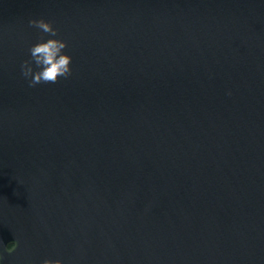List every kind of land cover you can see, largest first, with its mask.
<instances>
[{"label":"water","instance_id":"1","mask_svg":"<svg viewBox=\"0 0 264 264\" xmlns=\"http://www.w3.org/2000/svg\"><path fill=\"white\" fill-rule=\"evenodd\" d=\"M45 18L72 74L30 86ZM2 264H264V0H0Z\"/></svg>","mask_w":264,"mask_h":264},{"label":"clouds","instance_id":"2","mask_svg":"<svg viewBox=\"0 0 264 264\" xmlns=\"http://www.w3.org/2000/svg\"><path fill=\"white\" fill-rule=\"evenodd\" d=\"M28 23L40 30V35L29 48V56L20 64L21 74L30 86L40 83H55L72 74V55L66 51L68 41L58 35L59 28L45 18H31ZM18 243L16 239L7 246L0 241V264L4 252H12ZM41 264H64L61 259H44Z\"/></svg>","mask_w":264,"mask_h":264}]
</instances>
